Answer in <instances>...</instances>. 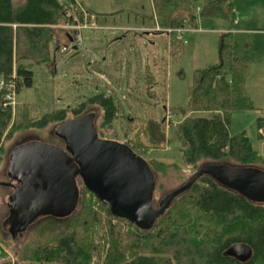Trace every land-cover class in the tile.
<instances>
[{
	"label": "trees",
	"instance_id": "1",
	"mask_svg": "<svg viewBox=\"0 0 264 264\" xmlns=\"http://www.w3.org/2000/svg\"><path fill=\"white\" fill-rule=\"evenodd\" d=\"M151 2L160 29L194 28L198 12L205 17L227 19H232L235 13L231 0ZM70 20L69 5L59 0H23L19 4L0 0V79L13 78L14 73L17 92L23 86L30 87L31 66L54 62L53 45L58 44L55 25ZM60 30L66 40L65 46L70 47L66 30ZM145 33L150 32H138L141 36ZM249 74L250 62L235 48L231 32L222 33L218 61L194 70L187 105L178 125L184 166L192 168V173L179 186L204 164L264 170V155L253 148L246 134L229 133L232 112L254 108L244 90ZM2 102L3 90L0 89V162L3 142L19 128L42 129L49 123L66 120L68 113L76 117L93 113L97 136L104 139L103 130L117 118L118 110L112 96L95 93L78 108L60 109L37 120L22 119L15 125L11 108L3 107ZM93 106L102 111L97 127ZM192 112H208L210 116H192ZM151 124L158 127L157 123ZM129 126L135 132L125 131L124 144L148 163L156 178L157 172L164 170L168 163L146 160L145 154L149 148L160 147L161 141L149 125L132 120ZM257 127H264V116L257 118ZM259 137L264 140V135ZM156 184L157 181L153 208L159 203L154 198ZM66 218L69 220L65 226L49 241L37 246L23 243L20 251L15 252L13 264H93L94 258L98 264H264V201H252L209 174L201 175L177 195L150 228H142L127 217L114 214L109 205L83 183L77 207L63 219ZM239 243L251 249V255L244 261L225 254L227 248ZM0 250L3 259L0 264H11L4 260L6 253Z\"/></svg>",
	"mask_w": 264,
	"mask_h": 264
},
{
	"label": "rangeland",
	"instance_id": "2",
	"mask_svg": "<svg viewBox=\"0 0 264 264\" xmlns=\"http://www.w3.org/2000/svg\"><path fill=\"white\" fill-rule=\"evenodd\" d=\"M15 4L23 0H13ZM86 3L90 0H84ZM101 8L112 7L118 2L125 9L121 16L125 23L133 27L140 16L128 11L138 12L150 21L151 0H95ZM234 16L232 19L205 17L197 13L196 26L184 34L186 44L177 41L174 35H150L154 44L136 43L131 38L113 41L115 32H107L105 46H101V34L95 29L82 30L83 43L78 51H55L54 62L31 66L33 72L30 87L23 86L15 94L16 112L12 116L15 125L25 119H41L60 109H73L84 103L95 93L110 91L117 105V118L110 127L104 129V139L124 143L126 130L135 132L129 123L139 122L153 128L155 137L161 141L160 147L149 148L146 160L166 162L168 165L156 174L155 199L160 198L183 183L192 173V168L184 166L178 136V125L182 120V111L187 105L188 90L196 69L206 68L219 59V45L222 33L231 32L237 38L240 51L250 62V74L246 78L245 93L254 106L250 110H235L231 114L229 133L235 135L244 132L254 149L260 155L264 153V142L259 137L256 120L264 116V0H231ZM120 17L118 16L116 20ZM111 23L112 18H108ZM128 20V21H127ZM117 23V22H116ZM226 29V31L221 30ZM132 36L136 31H127ZM55 38L58 44L65 45L61 30L56 28ZM104 47V48H103ZM100 49H103L99 51ZM240 49V50H239ZM99 51V52H97ZM97 56V57H96ZM103 56L106 60L103 61ZM96 113V127L102 111L93 106ZM168 119L165 123V116ZM192 116L209 117L208 112H192ZM67 119L74 118L68 113ZM65 120V121H66ZM168 120L170 123H168ZM154 123L156 125L152 126ZM59 123H49L45 128H19L11 138L3 142L2 161L0 162V180L6 179L1 172L8 166L9 152L25 141L58 142L54 129ZM28 138V139H26ZM25 139V140H22ZM51 140V141H50ZM61 142V141H60ZM175 163L176 165H174ZM179 165V167L177 166ZM82 183L78 179L77 186ZM7 196H0V248L6 253L4 260H15V252L20 251L23 243L31 246L42 245L51 236L63 228L69 219L49 217L31 224L23 235L16 240L4 230V218L7 211ZM48 218V217H47ZM65 220V221H64ZM57 230L55 231V229ZM1 251V250H0ZM1 253V252H0ZM0 260H3L0 258ZM93 264H98L96 259Z\"/></svg>",
	"mask_w": 264,
	"mask_h": 264
},
{
	"label": "water",
	"instance_id": "3",
	"mask_svg": "<svg viewBox=\"0 0 264 264\" xmlns=\"http://www.w3.org/2000/svg\"><path fill=\"white\" fill-rule=\"evenodd\" d=\"M66 35L72 42L69 32ZM58 47L54 44L53 52ZM54 134L62 140L63 147L30 140L16 146L10 154L7 171L17 181L15 194L19 192L21 196L12 223L17 225V231H26L42 217L70 216L79 197L76 176L114 214L127 217L142 228H150L172 200L203 174L252 201H264V170L210 163L201 165L153 208L156 178L148 163L126 144L99 138L93 113L60 122ZM225 254L244 261L251 249L239 243L227 248Z\"/></svg>",
	"mask_w": 264,
	"mask_h": 264
},
{
	"label": "crops",
	"instance_id": "4",
	"mask_svg": "<svg viewBox=\"0 0 264 264\" xmlns=\"http://www.w3.org/2000/svg\"><path fill=\"white\" fill-rule=\"evenodd\" d=\"M81 1H82L83 5L85 6V8L87 9V11H89L90 15L92 16V19H91L92 29L97 30V32H99L100 30H103L102 34H101V46H105L104 42L107 40L106 39L107 38V32L106 31L108 29L112 30V31H117V32H115V35H112L113 41L122 40V38L127 37V38H131V40H134L136 43H139V44H145L146 42H148L149 44L153 45L154 41H152L149 36L152 35V37H153V36L163 35V34H157L156 33L158 31L156 29L158 26H157L156 20L154 18L153 6H152V12H151V16H150L151 17L150 21H146V19L144 17H142V15L140 13L134 12L133 10H128V11L133 12V14L135 13V16H137V15L140 16V19H139V22L137 23V25L130 27L125 23V20L121 17L124 14L125 9H114V7H116V6H118V7L121 6V4L119 2L117 4H114L112 7H108V5L105 4V7L101 8L100 5L98 4V2L95 0H90L87 3L84 0H81ZM118 16L120 18L118 20H116V18ZM108 18L109 19L112 18L113 21L111 23H108V20H107ZM130 28L137 29L138 31L134 32V34H132V36H131L129 34L130 32H127V31H130ZM222 28L223 29H221V30L226 31V29H224V27H222ZM58 29H60V27H58ZM139 29L143 30V31L150 32V33H145L143 36H141L138 34ZM195 31H196V29H195ZM233 42H234L235 48L237 49L238 48L237 45L239 46V41L237 42V38L235 36L233 37ZM101 50H103V49H100L99 51H101ZM99 51H97V52H99ZM105 60H106V56L105 57L103 56V61H105ZM248 96H250L254 100L253 96H251L250 94ZM259 117H261V116H259ZM256 124H257V120H256Z\"/></svg>",
	"mask_w": 264,
	"mask_h": 264
},
{
	"label": "built area",
	"instance_id": "5",
	"mask_svg": "<svg viewBox=\"0 0 264 264\" xmlns=\"http://www.w3.org/2000/svg\"><path fill=\"white\" fill-rule=\"evenodd\" d=\"M61 2L66 3L69 5L70 14H71V20L61 25L62 28L67 29L71 32L72 35V43L76 45L77 47H80L83 43V36L81 31L85 29L92 28V23L90 22V19L92 16L87 11L85 6L83 5L81 0H59ZM197 10H199V7H197ZM157 30H161L159 27L156 28ZM130 30H137L130 28ZM140 30V29H139ZM188 28L181 27V28H166L163 29L164 32L167 34L174 35L176 40L182 41L183 44L187 43V40L184 38V34L188 31ZM68 48L66 46L60 47V52H66ZM15 74L13 73V78L7 79V80H0V89L3 90V107H10L11 110L14 113L15 110V94H16V85L14 80ZM107 95H110V91L106 92ZM168 119V115L166 116L165 120ZM168 123L170 121L168 120ZM263 128V131L261 130ZM259 130H261V134L264 135V127H261ZM264 155V153H263Z\"/></svg>",
	"mask_w": 264,
	"mask_h": 264
},
{
	"label": "flooded vegetation",
	"instance_id": "6",
	"mask_svg": "<svg viewBox=\"0 0 264 264\" xmlns=\"http://www.w3.org/2000/svg\"><path fill=\"white\" fill-rule=\"evenodd\" d=\"M56 137H57L56 139L58 140V142H55V143L53 142L52 144H54L56 146L63 147L62 140L58 136H56ZM26 139H28V138H26ZM22 140H25V139H22ZM11 152H12V150L8 154L9 157H10ZM9 157H8V159H10ZM1 174L6 179L0 180V196H3L4 194L7 196V201H6V205H5L7 208V211L5 213L6 216L4 218L5 219L4 220V224H5L4 230L9 232V234L13 238V240H16L17 238L21 237L24 233V232H21L19 230L17 231V229H16L17 225H15V226L12 225L13 220H14L13 217L15 215V210H17V201H18L19 197L21 198V196L19 195L20 194L19 192L17 194H15L16 193L15 191H16L18 184H17L16 179H13L11 177V175L8 173L7 168L2 170ZM78 179H80V178L78 176H76V182L78 181ZM12 195H13V197H12ZM11 213L13 214V216H11ZM59 218H62V217H59ZM5 221H8V222H5Z\"/></svg>",
	"mask_w": 264,
	"mask_h": 264
}]
</instances>
